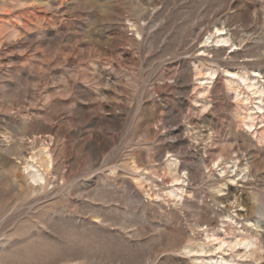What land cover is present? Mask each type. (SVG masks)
<instances>
[{"label":"rangeland","instance_id":"rangeland-1","mask_svg":"<svg viewBox=\"0 0 264 264\" xmlns=\"http://www.w3.org/2000/svg\"><path fill=\"white\" fill-rule=\"evenodd\" d=\"M224 260L264 264V0H0V264Z\"/></svg>","mask_w":264,"mask_h":264},{"label":"bare ground","instance_id":"bare-ground-1","mask_svg":"<svg viewBox=\"0 0 264 264\" xmlns=\"http://www.w3.org/2000/svg\"><path fill=\"white\" fill-rule=\"evenodd\" d=\"M133 26V25H132ZM134 27V26H133ZM222 30H220V29H217L216 30V34L217 33H219L220 34V32H221ZM216 34H213V37H214V39H213V41H212V43L214 42V40L216 39ZM137 35L140 37V35H139V33H137ZM218 40L216 41L217 43H224V44H227V43H229V40H228V38H225V37H223L222 36V33H221V35H219L218 37ZM208 39H210V37L208 38ZM198 70H200V69H198ZM197 70V71H198ZM198 73V72H197ZM202 73V72H201ZM199 74H200V72H199ZM205 75H207L208 76V78H207V80L209 81H207V82H205V85H204V87L202 88L203 89V91H202V94H205V93H207L208 92V90H209V86H210V84H211V82L214 80V78L216 77V72L214 71V70H211V69H207V70H205V73H204ZM241 76V75H240ZM240 79H242V81H244V82H246V86H247V88L248 89H251L252 90V92L254 93V94H256V93H262L259 89H257V85H255L254 83H252L251 81H253L254 79H251L250 80V78L249 77H247V75H243V76H241L240 77ZM230 82V81H229ZM239 84V83H238ZM230 85H232V83L230 84ZM257 89V90H256ZM236 91H237V93H238V96H242L243 95V93L241 92V90H240V86L236 89ZM250 98L249 97H246V101H248ZM257 109H262V108H260V107H257ZM246 118H249V120H250V126H252L251 124H252V121L254 120V117H253V113H251V109H249V107H247V105H246ZM40 138H42V137H40ZM36 139H38V138H36ZM31 142H33V141H31ZM42 149H39L37 152H33L32 153V155L30 156V157H26L25 158V168L27 169V170H33V171H30V172H32V174L30 175V179H31V181H32V183L34 184L35 183V185L36 184H39V185H43V183L45 182V180H46V178H45V173H47L50 169H51V167H52V159H51V154L49 153V149H48V147H44L43 145H42ZM175 163V162H174ZM42 169V170H41ZM179 180L178 179H176V180H174V182H178ZM169 195H174L173 194V192H170L169 193ZM181 196V195H180ZM179 196V197H180ZM208 238H210V237H208ZM223 241V240H222ZM249 241V240H248ZM248 241H246L245 240V242H248ZM240 242H241V240H240ZM223 243H225V242H223ZM222 243V244H223ZM240 243L238 242V245H239ZM247 244V243H246ZM249 244V243H248ZM224 245V244H223ZM222 246V245H221ZM222 247H224V246H222ZM201 251V250H200ZM222 262H224V263H226V264H233V262L232 263H230V261L228 262V261H226V260H224V261H222ZM208 263V262H207ZM217 264H219V263H217ZM222 264V263H221Z\"/></svg>","mask_w":264,"mask_h":264}]
</instances>
